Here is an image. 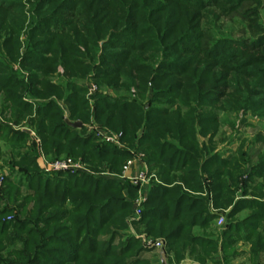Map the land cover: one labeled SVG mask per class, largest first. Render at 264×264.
Returning a JSON list of instances; mask_svg holds the SVG:
<instances>
[{
  "label": "trees",
  "instance_id": "trees-1",
  "mask_svg": "<svg viewBox=\"0 0 264 264\" xmlns=\"http://www.w3.org/2000/svg\"><path fill=\"white\" fill-rule=\"evenodd\" d=\"M263 6L264 0H0V140L12 175L0 188V264H151L141 258L139 240L115 244L128 228L137 189L95 176L120 173L130 149L144 154L159 181L132 222L163 238L168 264L186 256L205 264L219 246L224 259L235 258L238 239L250 243L253 256L264 251V158L246 170L245 151L223 158L214 142L220 113H241L242 123L248 113L264 118ZM209 8L215 18L240 17L251 37H211L202 27ZM87 81L115 96L99 91L90 104ZM148 91L149 101L136 100ZM91 119L121 132L126 148L85 135ZM38 149L49 161L80 160L89 173L45 174ZM245 208L251 212L237 222ZM222 216L216 240L211 228Z\"/></svg>",
  "mask_w": 264,
  "mask_h": 264
},
{
  "label": "rangeland",
  "instance_id": "rangeland-1",
  "mask_svg": "<svg viewBox=\"0 0 264 264\" xmlns=\"http://www.w3.org/2000/svg\"><path fill=\"white\" fill-rule=\"evenodd\" d=\"M213 11L214 10L212 8H209L205 19L202 21V27L209 33V35L211 37H213V38H229L232 40L248 39L251 37V32L247 28L246 22L241 20L240 17L233 16L231 18H229V17L215 18L212 15ZM214 12L217 13V11H214ZM258 13H259L258 23L260 24V26L264 30V6L259 9ZM59 72L62 73V70L59 69ZM55 80H57V79H55ZM84 83L86 86H88L90 84H94L92 81H87ZM99 91L104 95L115 96V94L108 89H104V88L98 89L96 87L95 93H97ZM95 93H93L89 97H87V95H86V98L89 100L90 104L93 103V99H92L93 97L92 96H94ZM134 93H135L134 90H131V94L129 96V99L130 98L132 99L134 97V95H135ZM150 97H151V92L148 91L146 93L145 98L142 101H140L141 99L140 100L136 99V100H138V102H140V103H144V102L146 103L147 101H149ZM0 104H1V100H0ZM60 105H62L61 102H60ZM63 109H64L65 114H66L67 111H66L65 107H63ZM242 118H243V116L241 115V113H239V114H236V113L235 114H233V113H220L219 114L220 125H219V129H218V133L214 138L215 147H216L215 152H218L223 158H227V157H231V156L237 157V155L239 154V150L242 149L243 151H245V153L249 157V163L245 166V169L248 170V167H250L251 165H255L258 162L260 157L264 158V118H259L257 116L252 115L251 113H248L247 115L244 116V121H245L244 123L241 122ZM22 126H23V127H21L22 129L29 131V134H31L32 139L34 140V142H36L37 146H39V139L34 135V133H31L32 131L29 128H26L25 124H22ZM84 128H85V135H93L98 143H102V142L100 140V137L97 136L95 130H93V128H97V129L102 130V131H109L112 133H120V132H116V131H113V130L108 129V128H103L99 124L95 123L92 119L88 124L84 125ZM122 143H123L124 148H126L127 144H125L124 141H122ZM103 144H105V143H103ZM0 146H1L0 147V149H1L0 150V172L5 173L7 176L12 178V175H10V170H9L8 166L5 164L6 160L9 158V152L7 149V144L3 143L0 140ZM130 150H132V149H130ZM38 158L42 161L41 164H39L40 163L39 159H37L40 170L43 173L47 174L48 172L43 171V168H42L43 167V161L46 159L43 160L41 157H38ZM64 159H72V158L62 157L58 160H64ZM72 160H74V159H72ZM46 161L53 162V161H49V160H46ZM74 161H80V160H74ZM120 173L98 172V173H95V176L105 177V179L106 178L109 179L110 176L115 175V176L111 177V179H114L116 182L122 183L124 181L117 180L118 178L116 177V176L120 175ZM15 180H17V177L15 178ZM156 182L158 183L159 181L157 180ZM20 192L24 193L25 192L24 188L20 189ZM124 196H126V198L129 199V197H127L126 192H124ZM3 204L4 203H0V208L3 207ZM132 210H133V205H132ZM133 215L134 214L130 215L127 218L128 228L125 231L119 232L120 237H115V244L118 241L125 240L129 237L135 238V239L139 240L141 246L145 250L144 252H142L141 258L148 260L151 264H161L160 250L150 249V248L146 247L144 240L145 241L146 240L156 241V240H160V239L163 240V238L152 237V236L146 234L143 226H135V224H133V222L131 221ZM11 217L12 216L9 215V216H7V219H11ZM222 218H223V220H222L221 225H218V219H219L218 218L215 221V225L212 226V228H211V229H213V233H214L213 239L219 240L218 238H220V232H219L218 228L220 229V228L225 227L226 220L224 219V216H222ZM209 231H211V230H209ZM236 254H237V249H236ZM231 258H233V257H227L224 260L229 262V260L230 261L232 260ZM185 260L192 261L191 259L188 258V256H186ZM227 262H226V264H227ZM179 264H190V263L188 261H186V262L181 261ZM235 264H237V262H235Z\"/></svg>",
  "mask_w": 264,
  "mask_h": 264
},
{
  "label": "built area",
  "instance_id": "built-area-1",
  "mask_svg": "<svg viewBox=\"0 0 264 264\" xmlns=\"http://www.w3.org/2000/svg\"><path fill=\"white\" fill-rule=\"evenodd\" d=\"M87 97L95 93L96 86L90 84L87 86ZM102 143L112 145L118 149H124L122 143V133H112L109 131H102L97 128H93ZM44 160V159H43ZM43 171L48 173L53 172H87L85 165L80 161H74L72 159L55 160L53 162L43 161ZM6 174L0 172V188L3 187ZM115 176V175H113ZM113 176H110L113 177ZM117 180L128 182L131 186L137 189V195L133 200V217L131 221H138L142 206L147 199L149 189L151 185L157 181V177L153 172H150L145 162V156L142 152L135 149L130 150V157L124 162L120 175L116 176ZM223 218L219 217L218 225H221ZM145 246L150 249H163L165 246L164 240H144Z\"/></svg>",
  "mask_w": 264,
  "mask_h": 264
},
{
  "label": "crops",
  "instance_id": "crops-1",
  "mask_svg": "<svg viewBox=\"0 0 264 264\" xmlns=\"http://www.w3.org/2000/svg\"><path fill=\"white\" fill-rule=\"evenodd\" d=\"M38 148L40 147L38 146ZM38 151L40 153L39 157L45 159V157L43 156V154L40 152L39 149ZM39 162H40L39 164H41L42 161L39 159ZM245 199H250V196L246 197ZM250 212H251L250 209L247 208L242 209L239 213H237V222L243 221L249 215ZM223 228L220 229L218 228L219 232H221ZM250 247H251L250 243L244 241L243 239H238L237 245L235 246V249H237V257L231 258L232 260L231 261L229 260V262H227L224 260V256L220 251V246H219L217 253L213 257V260L212 261L208 260L205 264H226V262L227 264H235V262H237V264H264V251H261L257 255L253 256L250 253ZM184 261L185 262L188 261L190 264H198L190 260H184Z\"/></svg>",
  "mask_w": 264,
  "mask_h": 264
},
{
  "label": "water",
  "instance_id": "water-1",
  "mask_svg": "<svg viewBox=\"0 0 264 264\" xmlns=\"http://www.w3.org/2000/svg\"><path fill=\"white\" fill-rule=\"evenodd\" d=\"M65 122L66 124H68L69 126L75 129H80L82 127V124L80 122H70L67 118H65ZM26 132L29 133V131ZM160 256H161V264H167L163 249H160Z\"/></svg>",
  "mask_w": 264,
  "mask_h": 264
}]
</instances>
